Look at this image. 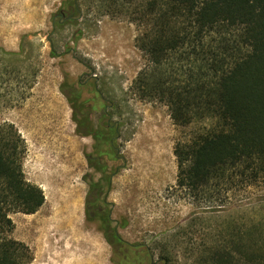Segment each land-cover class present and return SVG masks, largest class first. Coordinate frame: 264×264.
<instances>
[{
  "label": "rangeland",
  "instance_id": "obj_1",
  "mask_svg": "<svg viewBox=\"0 0 264 264\" xmlns=\"http://www.w3.org/2000/svg\"><path fill=\"white\" fill-rule=\"evenodd\" d=\"M75 2L0 0V51L20 53L10 62L35 83L24 103L0 111V125L14 126L25 140L26 179L46 199L34 215L11 216L13 238L30 248V264H150L148 250L153 264H164L166 247L172 264H190L185 250L201 237L209 241L215 216L214 210L194 209L175 188L174 147L195 128H178L167 107L142 100L134 89L146 63L135 47L132 23L105 16L94 0H77L82 13L77 26L60 17L54 23ZM94 79L108 100L96 97L92 83L85 86ZM64 85L97 111L95 124L102 105L113 113L112 123H119V157L99 161L108 176L116 172L107 196L92 190L100 179L87 163L93 140L77 133ZM67 202L73 204L68 211ZM261 202L264 192L252 190L231 206ZM113 230L123 241L141 245L140 255L120 260L110 244Z\"/></svg>",
  "mask_w": 264,
  "mask_h": 264
},
{
  "label": "trees",
  "instance_id": "obj_2",
  "mask_svg": "<svg viewBox=\"0 0 264 264\" xmlns=\"http://www.w3.org/2000/svg\"><path fill=\"white\" fill-rule=\"evenodd\" d=\"M94 1L105 16L137 29L135 47L146 67L134 89L142 100L167 107L178 128H195L175 144V188L194 209L214 210L215 216L209 241L201 237L185 250L190 264H264V202L231 206L252 190L264 192V0ZM69 8L59 15L73 18L77 26L76 15L82 14L77 0ZM19 55L0 51V111L24 103L35 85L29 73L12 66ZM72 93L75 99L67 98L77 133L90 128L86 134L95 142L88 158L100 179L92 190L107 196L116 172L108 176L99 161L119 157L111 142L117 147L120 128L117 133L103 119L93 125L78 104L88 100ZM26 153L18 130L0 125V264L32 261L30 248L13 238L11 218L34 215L46 201L44 191L26 179ZM110 244L120 260L140 255L141 245L123 241L116 230ZM164 252V264H172L167 247ZM146 254L153 264L150 251Z\"/></svg>",
  "mask_w": 264,
  "mask_h": 264
},
{
  "label": "flooded vegetation",
  "instance_id": "obj_3",
  "mask_svg": "<svg viewBox=\"0 0 264 264\" xmlns=\"http://www.w3.org/2000/svg\"><path fill=\"white\" fill-rule=\"evenodd\" d=\"M57 17H60V18H64V16L63 15H56L55 16V18H54V23H55V21H56V18ZM67 21H70V22H72V20H73V18H65ZM57 24H63L62 23V21H60V22H56ZM93 82H91V81H87L86 82V84H85V86H88L89 87V85L92 83V85H93V87H94V89H93V92L96 94V97H100V100L101 101H103V99L104 100H108V99H106V98H103V95L100 93V91H99V84H98V80H96V79H94V80H92ZM92 85H90L91 87H92ZM64 88H65V86H64ZM65 93H66V95H67V97L68 98H70L71 100L72 99H75L74 98V96H73V93H72V90L71 89H66V91H65ZM83 100V99H82ZM79 105H82L81 106V109H82V111L84 112V113H87L88 114V116H89V118H90V121L91 122H93L92 124L93 125H95V122H94V118H93V115H94V113H96V112H94L95 110H94V108L93 107H88V104H89V101L88 102H86L85 103V105H84V103H82V104H80V103H78ZM110 108H112V111H113V105H110ZM102 112H103V114L101 115V117L99 118V120L100 119H106V124H107V126L108 127H115L116 128V130H117V133H118V129H119V123L118 122H116V123H112V120H113V113H109L108 111H109V109H108V107H103V105L101 106V109H100ZM101 111H99V112H101ZM98 120V121H99ZM104 122H105V120H104ZM86 129H88V130H90V128H86V127H83V133L85 134H83L82 135V137H84V138H91L92 140H93V145H92V149H91V153L90 154H93V152H94V146H95V142H94V139L92 138V136L90 135V136H87V134L86 133H88L87 132V130ZM111 146H113V149L115 150V151H117L118 152V148L114 145V142H111ZM118 155H119V153H118ZM92 160V157L90 156L89 158H88V156H87V163H88V166L90 167V163H89V161H91ZM110 171H111V169H110Z\"/></svg>",
  "mask_w": 264,
  "mask_h": 264
},
{
  "label": "bare ground",
  "instance_id": "obj_4",
  "mask_svg": "<svg viewBox=\"0 0 264 264\" xmlns=\"http://www.w3.org/2000/svg\"><path fill=\"white\" fill-rule=\"evenodd\" d=\"M158 133V132H157ZM158 136H160V135H158ZM85 144H86V142H85ZM155 173V172H154ZM68 204L65 206V208H66V210L68 211L70 208H72V206H73V204H70V202H67ZM78 203V202H77ZM75 206V205H74ZM76 207V206H75ZM72 223V222H71ZM70 223V224H71ZM72 225V224H71ZM61 255V254H60ZM62 256V255H61ZM79 261H77V263H78ZM74 264V263H73ZM81 264H82V261H81Z\"/></svg>",
  "mask_w": 264,
  "mask_h": 264
}]
</instances>
